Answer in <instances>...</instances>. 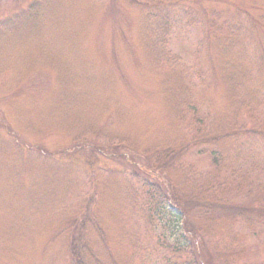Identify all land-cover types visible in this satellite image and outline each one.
<instances>
[{"label":"rangeland","instance_id":"obj_1","mask_svg":"<svg viewBox=\"0 0 264 264\" xmlns=\"http://www.w3.org/2000/svg\"><path fill=\"white\" fill-rule=\"evenodd\" d=\"M219 182L264 206V0H0V264H264Z\"/></svg>","mask_w":264,"mask_h":264},{"label":"trees","instance_id":"obj_2","mask_svg":"<svg viewBox=\"0 0 264 264\" xmlns=\"http://www.w3.org/2000/svg\"><path fill=\"white\" fill-rule=\"evenodd\" d=\"M165 19H168V14H166V16L163 18V20H165ZM168 21L169 20L164 21L163 24L164 23L168 24ZM220 180H222V178H220ZM213 181L214 180H212V182ZM222 181L228 186L227 188L230 191L237 190L239 188V186H240L239 184H234L233 181L231 182L230 178H228V177L225 178ZM221 184L222 183L219 182V184L215 188V191L208 192L210 194V196H211L210 197L211 199L210 200L206 199L207 200L206 202H208V204L210 205V208L211 207L216 208L218 210L219 214H220V211H221V212H224V215H231L232 217H235L237 215L246 216V218H248L249 221H251V219L253 217H255L257 221H260V222L264 223V206H258V207H251L250 208V206H245V205L237 206V205H235L234 202L232 201L233 197L229 198V192L224 190L221 187L224 184H222V185ZM219 185H221V186H219ZM229 187H231V188H229ZM232 188H233V190H232ZM203 189H206V186H204ZM201 190H202V188H201ZM186 193L190 194L191 197L194 196L192 191L190 192L188 190V192H186ZM258 196H260V195H258ZM168 202H170V201H168ZM166 203L167 202H165V204ZM196 203H197L196 206H198L199 205L198 202H196ZM170 204H171V202H170ZM256 204H254L253 206H255ZM155 210L156 209H153V211L149 210V212L152 213V212H155ZM209 210L210 209L207 208V210H205V212L208 213ZM169 214H171V213H169ZM185 215L186 214H182V223H183V226H184V229H185V234H188V236H190V238H191L192 237L191 234L194 233L195 231L192 228H190L191 223H188V222H191L190 221V217L188 216L189 217L188 218ZM71 234H73V233H71ZM179 238L181 239L182 236H179ZM198 239H200V238H198ZM194 243H196V245H194V249L190 248V249L186 250L185 248H182V247H180V248L174 247L173 248L174 253L178 254L177 256L179 257V259L182 260L178 264H188V262H191V260H194L193 257L196 258V259L199 257V255H200L199 245H200V248H201V243L202 242L200 244L198 242H194ZM71 245H72L71 246L72 248H71V250L69 252V254L71 253L70 254V257H71L70 260L74 261V259H75L74 262L76 264H82L79 255H78V258H75V255L78 254L77 248H79V245L77 244L76 239H73V238L71 239ZM197 245H198V248H196ZM167 248H171V247L167 246ZM188 254L190 255V257L186 256ZM175 264H177V263H175ZM189 264H194V263L192 262V263H189ZM205 264H208V263H205Z\"/></svg>","mask_w":264,"mask_h":264}]
</instances>
